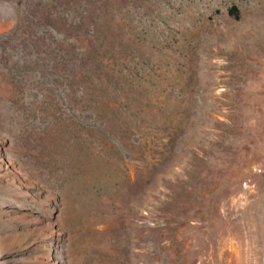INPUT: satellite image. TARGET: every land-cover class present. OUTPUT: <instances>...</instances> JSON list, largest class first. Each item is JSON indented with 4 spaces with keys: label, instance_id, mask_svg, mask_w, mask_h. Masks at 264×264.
I'll use <instances>...</instances> for the list:
<instances>
[{
    "label": "rangeland",
    "instance_id": "obj_1",
    "mask_svg": "<svg viewBox=\"0 0 264 264\" xmlns=\"http://www.w3.org/2000/svg\"><path fill=\"white\" fill-rule=\"evenodd\" d=\"M0 264H264V0H0Z\"/></svg>",
    "mask_w": 264,
    "mask_h": 264
},
{
    "label": "trees",
    "instance_id": "obj_2",
    "mask_svg": "<svg viewBox=\"0 0 264 264\" xmlns=\"http://www.w3.org/2000/svg\"><path fill=\"white\" fill-rule=\"evenodd\" d=\"M228 14L231 17L238 18V12H237L236 8H234V7H232V8L229 9Z\"/></svg>",
    "mask_w": 264,
    "mask_h": 264
}]
</instances>
